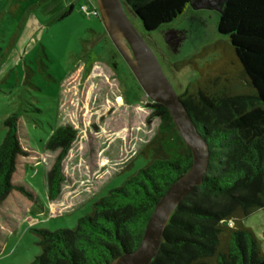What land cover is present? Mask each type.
<instances>
[{
	"label": "trees",
	"instance_id": "trees-1",
	"mask_svg": "<svg viewBox=\"0 0 264 264\" xmlns=\"http://www.w3.org/2000/svg\"><path fill=\"white\" fill-rule=\"evenodd\" d=\"M124 1L146 32H152L199 0ZM72 11L70 3L59 19ZM216 29L222 57L198 65L215 52L217 41L184 60L198 78L179 94L208 144V167L201 184L172 213L149 264H264L262 243L244 223L264 209V0H224ZM145 106L159 119L143 148L152 158L93 202L74 228L32 229L41 251L29 264H113L138 247L155 204L192 164L191 151L166 106L150 99ZM3 125L0 202L13 191L33 201L32 193L12 180L18 158L27 153L19 114H9ZM74 138L71 127L60 126L47 139V150H59L47 172L49 200L60 193L62 163Z\"/></svg>",
	"mask_w": 264,
	"mask_h": 264
},
{
	"label": "rangeland",
	"instance_id": "rangeland-1",
	"mask_svg": "<svg viewBox=\"0 0 264 264\" xmlns=\"http://www.w3.org/2000/svg\"><path fill=\"white\" fill-rule=\"evenodd\" d=\"M70 1L73 11L59 19ZM223 1L190 3L173 22L145 33L124 5L177 94L198 78L184 60L217 41L198 65L224 53L216 29ZM83 6L98 10L96 0H0V143L4 119L17 112L27 153L12 180L34 196L13 191L0 202V264H29L41 251L32 229L74 228L93 202L152 158L143 148L159 119L150 116L149 98L108 37L99 10L94 16ZM60 126L71 127L75 138L62 163L60 193L49 200L47 172L59 150L45 144ZM244 223L264 251V209Z\"/></svg>",
	"mask_w": 264,
	"mask_h": 264
},
{
	"label": "water",
	"instance_id": "water-1",
	"mask_svg": "<svg viewBox=\"0 0 264 264\" xmlns=\"http://www.w3.org/2000/svg\"><path fill=\"white\" fill-rule=\"evenodd\" d=\"M222 1V0H220ZM100 18L111 42L128 65L138 84L153 102L168 109L175 127L192 154L190 168L155 204L138 247L120 255L113 264H149L164 239L165 227L179 203L198 185L206 173L209 148L186 107L165 75L156 55L130 20L124 0H96ZM211 4L216 5V2ZM126 6V5H125ZM220 11V7H218ZM140 23L141 20L132 14Z\"/></svg>",
	"mask_w": 264,
	"mask_h": 264
},
{
	"label": "built area",
	"instance_id": "built-area-1",
	"mask_svg": "<svg viewBox=\"0 0 264 264\" xmlns=\"http://www.w3.org/2000/svg\"><path fill=\"white\" fill-rule=\"evenodd\" d=\"M82 9L87 12L89 10V13L94 16H98V10L97 9H88L87 7L83 6Z\"/></svg>",
	"mask_w": 264,
	"mask_h": 264
},
{
	"label": "crops",
	"instance_id": "crops-1",
	"mask_svg": "<svg viewBox=\"0 0 264 264\" xmlns=\"http://www.w3.org/2000/svg\"><path fill=\"white\" fill-rule=\"evenodd\" d=\"M71 3V1L69 2V4ZM69 4L67 6H69ZM68 7H63L62 10L59 11V15L62 13V12H65L67 10Z\"/></svg>",
	"mask_w": 264,
	"mask_h": 264
},
{
	"label": "bare ground",
	"instance_id": "bare-ground-1",
	"mask_svg": "<svg viewBox=\"0 0 264 264\" xmlns=\"http://www.w3.org/2000/svg\"><path fill=\"white\" fill-rule=\"evenodd\" d=\"M120 100V99H119Z\"/></svg>",
	"mask_w": 264,
	"mask_h": 264
}]
</instances>
